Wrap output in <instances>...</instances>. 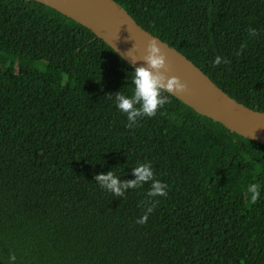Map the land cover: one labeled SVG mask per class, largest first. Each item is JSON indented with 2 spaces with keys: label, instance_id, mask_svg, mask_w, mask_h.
Instances as JSON below:
<instances>
[{
  "label": "trees",
  "instance_id": "16d2710c",
  "mask_svg": "<svg viewBox=\"0 0 264 264\" xmlns=\"http://www.w3.org/2000/svg\"><path fill=\"white\" fill-rule=\"evenodd\" d=\"M114 1L264 112V0ZM134 71L56 10L0 0V264H264V146L169 93L128 127L114 99L131 95ZM140 163L166 196L149 197L150 183L115 196L95 180H135Z\"/></svg>",
  "mask_w": 264,
  "mask_h": 264
},
{
  "label": "water",
  "instance_id": "95a60500",
  "mask_svg": "<svg viewBox=\"0 0 264 264\" xmlns=\"http://www.w3.org/2000/svg\"><path fill=\"white\" fill-rule=\"evenodd\" d=\"M50 7L92 31L133 68L147 67L143 57L155 40L167 56L168 76L187 85L184 94L169 93L197 114L264 146V112L231 98L193 62L175 48L143 29L114 0H32Z\"/></svg>",
  "mask_w": 264,
  "mask_h": 264
},
{
  "label": "clouds",
  "instance_id": "9594fccd",
  "mask_svg": "<svg viewBox=\"0 0 264 264\" xmlns=\"http://www.w3.org/2000/svg\"><path fill=\"white\" fill-rule=\"evenodd\" d=\"M252 33H250L251 35ZM147 67H138L132 76L133 90L131 95L123 92L116 94L114 103L120 113L126 116L128 127H134L139 120L157 116L164 108L167 97L165 93L184 94L187 85L179 77L168 76L169 71L167 56L162 47L152 40L147 46V55L143 57ZM225 64L227 60L223 61ZM221 64V58L216 57L214 66ZM135 180L122 181L114 172L98 174L95 180L99 187L115 196H122L128 189H139L150 183L147 192L149 197H163L167 195V185L156 179L151 163H140L133 169ZM247 191L251 194V202L255 203L260 196V186L250 184ZM153 211L147 207V211L139 218L137 223L143 224L148 220V214Z\"/></svg>",
  "mask_w": 264,
  "mask_h": 264
},
{
  "label": "rangeland",
  "instance_id": "374dc122",
  "mask_svg": "<svg viewBox=\"0 0 264 264\" xmlns=\"http://www.w3.org/2000/svg\"><path fill=\"white\" fill-rule=\"evenodd\" d=\"M49 100H52V98L50 97V99Z\"/></svg>",
  "mask_w": 264,
  "mask_h": 264
}]
</instances>
